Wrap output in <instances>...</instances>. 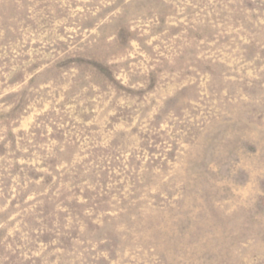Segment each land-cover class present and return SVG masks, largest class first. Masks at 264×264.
Segmentation results:
<instances>
[{"label": "rangeland", "instance_id": "obj_1", "mask_svg": "<svg viewBox=\"0 0 264 264\" xmlns=\"http://www.w3.org/2000/svg\"><path fill=\"white\" fill-rule=\"evenodd\" d=\"M0 264H264V0H0Z\"/></svg>", "mask_w": 264, "mask_h": 264}]
</instances>
